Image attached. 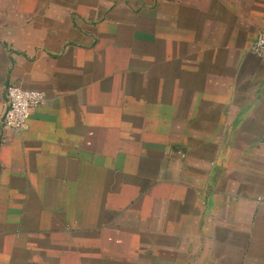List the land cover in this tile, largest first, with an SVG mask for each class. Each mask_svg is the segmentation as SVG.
I'll use <instances>...</instances> for the list:
<instances>
[{"label": "crops", "instance_id": "obj_1", "mask_svg": "<svg viewBox=\"0 0 264 264\" xmlns=\"http://www.w3.org/2000/svg\"><path fill=\"white\" fill-rule=\"evenodd\" d=\"M264 0H0V264H264ZM8 85L46 93L2 130Z\"/></svg>", "mask_w": 264, "mask_h": 264}, {"label": "built area", "instance_id": "obj_2", "mask_svg": "<svg viewBox=\"0 0 264 264\" xmlns=\"http://www.w3.org/2000/svg\"><path fill=\"white\" fill-rule=\"evenodd\" d=\"M252 53L264 60V30L258 34L254 42ZM6 110L1 118L2 130L24 132L29 128L32 115L46 102V93L35 89H24L16 85L5 88ZM264 204V196L258 198Z\"/></svg>", "mask_w": 264, "mask_h": 264}]
</instances>
